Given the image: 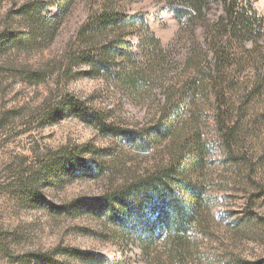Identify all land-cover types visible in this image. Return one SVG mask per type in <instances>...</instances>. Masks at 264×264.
Wrapping results in <instances>:
<instances>
[{"label": "rangeland", "instance_id": "1", "mask_svg": "<svg viewBox=\"0 0 264 264\" xmlns=\"http://www.w3.org/2000/svg\"><path fill=\"white\" fill-rule=\"evenodd\" d=\"M112 2V9L143 15L163 46L175 38L178 22L164 0ZM255 4L264 15V0ZM104 7L106 0H0V264H147L139 240L125 235L128 223L117 222L103 198L168 157L172 140L155 133L167 120L155 115L177 76L175 54L172 66L154 59L161 64L152 76L144 67L138 88L117 79L129 66L118 56L104 67L110 78L89 76L81 54L91 44L103 50L108 39L98 34L85 44L77 33ZM140 29L127 27L128 45L118 47L136 51ZM257 109L254 160L239 149L245 162L232 165L210 136L211 216L203 218L206 235L194 226V264H264V103ZM92 113L121 130L102 128ZM152 232L158 237L160 227Z\"/></svg>", "mask_w": 264, "mask_h": 264}, {"label": "trees", "instance_id": "2", "mask_svg": "<svg viewBox=\"0 0 264 264\" xmlns=\"http://www.w3.org/2000/svg\"><path fill=\"white\" fill-rule=\"evenodd\" d=\"M106 1L110 7L93 13L77 33L85 44L98 34L108 39L109 46L103 50L91 44L90 51L81 54L90 63L87 74L110 78L104 67L118 56L129 66L117 79L126 77L138 88L144 67L152 76L155 63L161 64L154 59L161 55L172 66L168 58L175 54L177 76L164 88L155 115L167 120L165 126H156L155 133L172 140L168 157L107 191L103 203L111 206L117 222L128 223L125 235L134 243L139 240L147 264H194V226L200 227L198 237L206 235L203 218L211 216L207 191L210 136L218 137L234 166L247 157L239 149L248 151L250 161L256 157L254 139L262 132L257 107L264 103V15L255 0H164L175 15L178 30L173 41L163 46L143 15L112 9L113 0ZM139 26L136 51L120 49L128 45L123 36L126 28ZM100 56L103 63L97 61ZM65 101L84 108L70 96ZM92 116L106 130H121L97 114ZM155 226L160 227L158 237L152 232ZM65 251L91 256L71 247Z\"/></svg>", "mask_w": 264, "mask_h": 264}]
</instances>
